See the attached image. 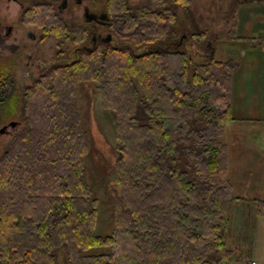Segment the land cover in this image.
<instances>
[{"label":"trees","instance_id":"1","mask_svg":"<svg viewBox=\"0 0 264 264\" xmlns=\"http://www.w3.org/2000/svg\"><path fill=\"white\" fill-rule=\"evenodd\" d=\"M113 3L111 9L123 8L114 25L119 43L95 47L87 34L71 39L47 6L23 13L24 22L89 50L50 67L21 95L23 127L0 155V264H230L240 204L256 203L264 218V199L236 196L229 177L224 136L236 127L232 80L239 62L209 52L190 0L169 8L165 0L136 8ZM178 7L195 30L186 40L209 55L205 62L187 43L173 44ZM87 81L97 83L103 108L115 116L120 194L110 236L96 234L90 139L79 106ZM10 86L11 77L0 75V112L20 97ZM94 249L107 251L89 253Z\"/></svg>","mask_w":264,"mask_h":264},{"label":"rangeland","instance_id":"2","mask_svg":"<svg viewBox=\"0 0 264 264\" xmlns=\"http://www.w3.org/2000/svg\"><path fill=\"white\" fill-rule=\"evenodd\" d=\"M237 2L238 0H222V2L220 0H192L191 16H194L197 21L202 20L194 27L204 30L208 36L211 35V30L221 29L223 22L227 23V17L230 21L237 23V28L231 27L223 33V39L211 43L210 40L208 41L209 52L218 60L239 62V54L247 45L259 42L262 40L259 39L261 36L264 39V0H242L238 2L240 4ZM206 4H210L209 8L206 7ZM122 11L123 8H120L119 12L123 15ZM4 12L3 15L9 21L17 20L18 15L22 14V11L18 12L7 8ZM178 15L181 23L187 25L188 18L184 12L179 10ZM260 15L263 17H259ZM69 22V34H73L75 23L71 20ZM48 23H50L49 20ZM248 28L251 31L249 33L246 32ZM181 29L188 38L194 31L186 33L187 30L184 27ZM245 35L249 38H246ZM52 37L54 38L52 47H45L37 54V59L34 61L35 66L32 69L24 70L13 67H8L9 70L0 69V74L11 77L14 82V88L10 86L11 90H15L16 95L20 96L12 103H6L0 112V129L11 122L19 124L15 129L8 128L6 134L0 135V155L6 150L12 137L23 127L19 103L25 87L31 85L35 78L49 70L50 66L65 64L75 59V48L79 46L74 40L64 39L61 41L62 39ZM113 38L111 40L113 44L119 43L115 37ZM255 39L256 41H254ZM186 41H184L187 43L186 50L195 55L197 62H205L208 59L209 55L203 51H200L199 54L198 47ZM47 49L51 53V60ZM3 63L7 67L8 64H11V59L10 61L5 59ZM97 88L98 85L94 81L81 83L79 106L81 120L90 139V151L86 157V166L92 187V199L97 201L96 234L110 236L114 232V205L120 194L114 178L117 147L114 133L115 116L114 113L103 108ZM250 134V129L239 125L229 131L224 139L227 142L229 177L233 182V189H235L233 192L238 197L246 200L255 199L257 202L264 199V155L263 152L258 153L260 150L256 151L258 148L253 146V142L258 143V137L255 136L256 134ZM243 203L248 204L242 205L243 209L239 208L241 214L234 215V225L230 231L231 240L228 242V246L234 254L230 264H245L253 255L258 260H264V218L255 214L254 204L257 206L256 203L251 201ZM106 251L105 249H94L89 253Z\"/></svg>","mask_w":264,"mask_h":264},{"label":"flooded vegetation","instance_id":"3","mask_svg":"<svg viewBox=\"0 0 264 264\" xmlns=\"http://www.w3.org/2000/svg\"><path fill=\"white\" fill-rule=\"evenodd\" d=\"M113 1L114 0H0V69L9 70L8 67L24 70L32 69L35 66L34 61L37 59V54L40 53L43 48H51L53 45V35L46 33L34 24H29L22 20V14L29 8L44 5L47 6L49 10H55L56 14L66 22L68 27L70 24L69 20L75 23L74 33L69 34L71 39H76L81 32L83 35L87 34L91 46L95 47L101 42L111 43L117 30V24L114 26L115 23L119 20H123V18H121L123 16L119 11L117 12L115 8H110L112 4L114 6ZM126 1L131 8L141 6L140 3H145V6H149L150 4H152V6L155 5L154 0H137L136 2L135 0ZM174 1L175 0H165L164 6H166V8L172 5L175 6ZM190 6H192V0H190ZM6 8L18 12L22 11V14L18 15L17 20L9 21L3 15ZM179 10L178 7V13ZM181 27L187 30L186 33L194 30L189 24H182L181 21L175 26V31L178 33L179 38L177 41L173 42V44L178 49L183 47L184 41L188 38ZM81 50H89V46L84 45L77 47L75 48V53ZM47 52L50 53L49 49H47ZM1 58L7 61L11 59V64H8L7 67L4 66ZM0 75L3 74L1 73Z\"/></svg>","mask_w":264,"mask_h":264},{"label":"crops","instance_id":"4","mask_svg":"<svg viewBox=\"0 0 264 264\" xmlns=\"http://www.w3.org/2000/svg\"><path fill=\"white\" fill-rule=\"evenodd\" d=\"M220 1L222 2V0ZM238 2L237 4H240ZM209 6L210 4H206L207 8ZM259 17H263V15ZM226 21L227 23L223 22L221 29L211 30V35L209 36L210 43L223 39V33L231 27L237 28L236 22L230 21L228 17ZM246 32H251L250 28ZM247 35H245L246 38H249ZM259 39L262 40L247 45L239 54V67L232 80V117L236 121V126H245L250 129V135L256 134L258 143L253 142V146L258 148L256 151L260 150L258 153L263 152L262 154L264 155V39L262 36ZM255 188L257 189V187ZM237 191L239 190L237 189ZM247 204L242 203L240 205ZM240 207V209H243L244 206ZM254 207L255 214H257V206L255 204ZM237 213L241 214L240 210ZM252 262L262 264L264 260H258L253 255L245 264H251Z\"/></svg>","mask_w":264,"mask_h":264},{"label":"water","instance_id":"5","mask_svg":"<svg viewBox=\"0 0 264 264\" xmlns=\"http://www.w3.org/2000/svg\"><path fill=\"white\" fill-rule=\"evenodd\" d=\"M18 125L19 124L17 122H11L10 124H8V125H6L0 129V135L6 134L8 132V128L15 129Z\"/></svg>","mask_w":264,"mask_h":264},{"label":"built area","instance_id":"6","mask_svg":"<svg viewBox=\"0 0 264 264\" xmlns=\"http://www.w3.org/2000/svg\"><path fill=\"white\" fill-rule=\"evenodd\" d=\"M251 264H257L256 262H252Z\"/></svg>","mask_w":264,"mask_h":264}]
</instances>
